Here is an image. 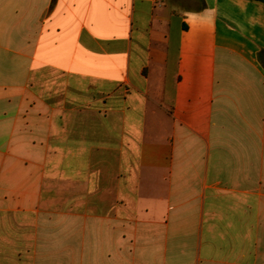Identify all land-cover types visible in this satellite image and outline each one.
Instances as JSON below:
<instances>
[{"label": "crops", "instance_id": "1", "mask_svg": "<svg viewBox=\"0 0 264 264\" xmlns=\"http://www.w3.org/2000/svg\"><path fill=\"white\" fill-rule=\"evenodd\" d=\"M0 264H264V0H0Z\"/></svg>", "mask_w": 264, "mask_h": 264}, {"label": "rangeland", "instance_id": "2", "mask_svg": "<svg viewBox=\"0 0 264 264\" xmlns=\"http://www.w3.org/2000/svg\"><path fill=\"white\" fill-rule=\"evenodd\" d=\"M178 1V0H177ZM185 7H187V3L185 2V4H183V5H176V9L179 11V10H181V9H183V8H185Z\"/></svg>", "mask_w": 264, "mask_h": 264}]
</instances>
